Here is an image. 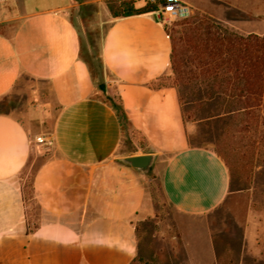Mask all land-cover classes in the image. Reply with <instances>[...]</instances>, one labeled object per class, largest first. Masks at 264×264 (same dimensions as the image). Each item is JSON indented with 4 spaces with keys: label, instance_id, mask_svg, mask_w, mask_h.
I'll return each mask as SVG.
<instances>
[{
    "label": "crops",
    "instance_id": "crops-1",
    "mask_svg": "<svg viewBox=\"0 0 264 264\" xmlns=\"http://www.w3.org/2000/svg\"><path fill=\"white\" fill-rule=\"evenodd\" d=\"M106 1L0 0V99L15 88L25 92L18 114L0 112V264H130L135 223L153 213V202L147 173L122 156L155 155L151 170L166 202L187 218L184 225L230 193L222 157L191 142L177 88L152 87L170 64L166 27L155 12L115 17ZM181 1L202 11L224 3L252 12L234 25L264 34V0L254 9L247 7L252 0ZM85 7L93 14L82 17L101 32L97 75L70 17ZM115 96L124 124L110 103ZM43 152L28 207L21 173ZM203 240L207 252L187 235L191 255L211 261L206 232Z\"/></svg>",
    "mask_w": 264,
    "mask_h": 264
},
{
    "label": "rangeland",
    "instance_id": "rangeland-1",
    "mask_svg": "<svg viewBox=\"0 0 264 264\" xmlns=\"http://www.w3.org/2000/svg\"><path fill=\"white\" fill-rule=\"evenodd\" d=\"M258 1L252 0L247 7L256 8ZM121 2L107 0L106 6L110 9ZM211 3L215 5L214 0ZM218 7L208 11L192 7L190 18L207 17L209 23L215 21L222 28L242 35L249 34L234 23L247 20L252 12L237 10L224 3ZM82 12L93 14L85 7L79 12H71L70 17L80 28L85 48L83 56L93 74L97 75L101 70L97 56L101 32L99 28L89 26ZM240 15L244 18L239 19ZM176 23L169 26L172 32L181 29V25ZM166 74L171 75L178 90L183 117L190 125L191 142L213 147L224 160L230 176V193L213 211L190 221V226L184 225L183 222L188 223L187 218L166 202L158 178L150 168L146 172L150 178L147 190L152 197L153 213L135 223H143L142 258L137 264H264V124L253 120L248 130L244 131L240 113H223V108L234 107V100L209 95L213 84L211 79L195 77L188 72L177 78L170 67ZM29 83L25 82L26 85ZM0 104V111L18 114L25 104V92L15 88L0 99ZM47 155L43 152L31 158L21 175L33 174ZM205 232L209 235L214 253L211 261L193 257L187 241V235L191 233L195 241L193 247L198 248V243H201L200 252H207L208 243L203 240Z\"/></svg>",
    "mask_w": 264,
    "mask_h": 264
},
{
    "label": "trees",
    "instance_id": "trees-1",
    "mask_svg": "<svg viewBox=\"0 0 264 264\" xmlns=\"http://www.w3.org/2000/svg\"><path fill=\"white\" fill-rule=\"evenodd\" d=\"M109 10L115 17H125L154 12L156 6L145 2L142 6L136 7L134 0H122L117 7H110ZM238 18L242 19L244 16L240 15ZM208 20L210 19L207 17L194 19L189 17L175 21L176 25H181V29L172 32L169 27L166 28L171 41L169 67L172 73H175L177 78L188 72L195 77L211 79L213 84L209 95L234 100V107L223 108V113H240L244 131L248 130L253 120L264 124V34L242 35L222 28L215 21L209 23ZM167 86L174 84L171 75L166 73L152 83L155 89ZM111 99L113 110L119 121L124 124L126 117L119 97ZM32 177L33 174L29 173L22 183L28 207L35 203ZM142 225L143 223L135 225L137 251L130 264H137L142 258L140 254ZM34 227L32 224L31 229Z\"/></svg>",
    "mask_w": 264,
    "mask_h": 264
},
{
    "label": "built area",
    "instance_id": "built-area-1",
    "mask_svg": "<svg viewBox=\"0 0 264 264\" xmlns=\"http://www.w3.org/2000/svg\"><path fill=\"white\" fill-rule=\"evenodd\" d=\"M156 6V11L159 22L166 28L173 22L185 18H189L193 13V8L190 4L181 0H145Z\"/></svg>",
    "mask_w": 264,
    "mask_h": 264
},
{
    "label": "water",
    "instance_id": "water-1",
    "mask_svg": "<svg viewBox=\"0 0 264 264\" xmlns=\"http://www.w3.org/2000/svg\"><path fill=\"white\" fill-rule=\"evenodd\" d=\"M103 87V85H101ZM155 155L153 153H144L138 155H126L119 158L123 163L136 168L140 172L146 173L153 163Z\"/></svg>",
    "mask_w": 264,
    "mask_h": 264
}]
</instances>
